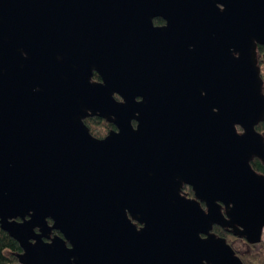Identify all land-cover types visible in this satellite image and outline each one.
Wrapping results in <instances>:
<instances>
[{"label": "water", "instance_id": "water-1", "mask_svg": "<svg viewBox=\"0 0 264 264\" xmlns=\"http://www.w3.org/2000/svg\"><path fill=\"white\" fill-rule=\"evenodd\" d=\"M257 46L264 0H0V229L18 264H243L212 229L262 242ZM94 117L114 130L92 137Z\"/></svg>", "mask_w": 264, "mask_h": 264}, {"label": "trees", "instance_id": "trees-1", "mask_svg": "<svg viewBox=\"0 0 264 264\" xmlns=\"http://www.w3.org/2000/svg\"><path fill=\"white\" fill-rule=\"evenodd\" d=\"M256 55L257 65L260 67L262 94L264 95V48L261 46H257ZM93 78L97 79V76L94 75ZM84 124L89 129L91 136L99 139H103L106 134L114 128L112 125L108 124L106 121L99 119L98 117L87 118L86 120H84ZM237 131H240L239 128H237ZM255 131L260 133L264 138V122L259 123L255 127ZM250 163L252 169L257 174L264 175V163L256 159H253ZM182 195L185 197H191V189L184 187V189L182 190ZM212 230L217 237L225 239L226 242L231 246L232 243L236 240L231 232L227 231L226 229L213 227ZM53 233L55 235L58 234L57 231ZM245 248V253L238 256L243 264H264L263 242L258 245H246ZM21 254L22 250H20L17 242L14 239H11L6 232L0 229V264H18V256Z\"/></svg>", "mask_w": 264, "mask_h": 264}, {"label": "flooded vegetation", "instance_id": "flooded-vegetation-1", "mask_svg": "<svg viewBox=\"0 0 264 264\" xmlns=\"http://www.w3.org/2000/svg\"><path fill=\"white\" fill-rule=\"evenodd\" d=\"M165 25H166V22L161 18V17H155L153 20H152V26L155 28V27H158V28H164L165 27ZM101 26H105L104 24H102ZM106 28H108V27H106ZM101 28L100 27H98V30H100ZM103 43H107L105 40H104V42ZM94 75H96L97 76V79H94L93 77H94ZM92 82L93 81H95V82H100V79H99V76L96 74V73H94L93 74V76H92V80H91ZM114 99L116 100V101H121V99H120V97L117 95V94H115L114 95ZM139 98H137V100H138ZM86 120V119H85ZM133 125H135V123H133ZM112 130H114V128L112 129ZM184 187H186V188H190V187H188V186H183L182 187V190L184 189ZM191 189V188H190ZM191 191H192V189H191ZM192 195H193V193H192ZM187 198H192V196L191 197H187ZM49 224H50V222H49ZM137 228H139V225H137ZM53 232H55V231H53ZM51 233V236H53V235H55L54 233ZM246 245H248L247 243H246V241L245 240H235L233 243H232V248H233V250L236 252V254L238 255V256H240L241 254H244L245 253V246ZM250 246V245H249Z\"/></svg>", "mask_w": 264, "mask_h": 264}, {"label": "built area", "instance_id": "built-area-1", "mask_svg": "<svg viewBox=\"0 0 264 264\" xmlns=\"http://www.w3.org/2000/svg\"><path fill=\"white\" fill-rule=\"evenodd\" d=\"M261 238H262V242L264 243V229H263V231H262V236H261Z\"/></svg>", "mask_w": 264, "mask_h": 264}]
</instances>
